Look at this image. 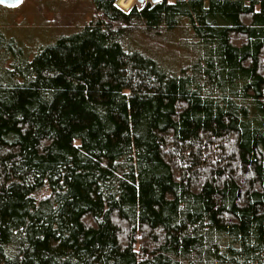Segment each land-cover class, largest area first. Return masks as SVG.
<instances>
[{"label":"trees","instance_id":"obj_1","mask_svg":"<svg viewBox=\"0 0 264 264\" xmlns=\"http://www.w3.org/2000/svg\"><path fill=\"white\" fill-rule=\"evenodd\" d=\"M90 2L0 29V264H264V0Z\"/></svg>","mask_w":264,"mask_h":264},{"label":"rangeland","instance_id":"obj_2","mask_svg":"<svg viewBox=\"0 0 264 264\" xmlns=\"http://www.w3.org/2000/svg\"><path fill=\"white\" fill-rule=\"evenodd\" d=\"M148 1L151 0L145 3ZM145 3L134 0L125 8L120 6L118 0L117 5L127 11L135 5L142 7ZM93 15L94 8L90 0H22L15 7L0 5V29L32 51L41 45L54 43L61 35L74 33ZM171 37L175 39L177 35ZM145 46L152 48L154 54L170 64L178 63L184 57L182 46L174 45L171 40L146 41ZM45 193L43 190L40 194Z\"/></svg>","mask_w":264,"mask_h":264},{"label":"water","instance_id":"obj_3","mask_svg":"<svg viewBox=\"0 0 264 264\" xmlns=\"http://www.w3.org/2000/svg\"><path fill=\"white\" fill-rule=\"evenodd\" d=\"M22 0H0V4L8 7H15L21 3ZM140 3H145L146 0H138ZM160 0H151V2L156 3Z\"/></svg>","mask_w":264,"mask_h":264},{"label":"bare ground","instance_id":"obj_4","mask_svg":"<svg viewBox=\"0 0 264 264\" xmlns=\"http://www.w3.org/2000/svg\"><path fill=\"white\" fill-rule=\"evenodd\" d=\"M134 0H119L120 6H123L125 8L129 7Z\"/></svg>","mask_w":264,"mask_h":264},{"label":"snow or ice","instance_id":"obj_5","mask_svg":"<svg viewBox=\"0 0 264 264\" xmlns=\"http://www.w3.org/2000/svg\"><path fill=\"white\" fill-rule=\"evenodd\" d=\"M168 2H169V3H171V2H172V0H168Z\"/></svg>","mask_w":264,"mask_h":264}]
</instances>
